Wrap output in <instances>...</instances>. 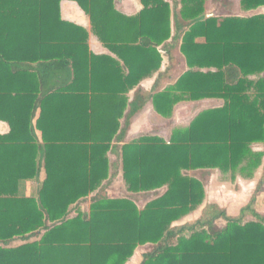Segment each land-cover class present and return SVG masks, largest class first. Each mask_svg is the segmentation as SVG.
Masks as SVG:
<instances>
[{"label":"trees","instance_id":"1","mask_svg":"<svg viewBox=\"0 0 264 264\" xmlns=\"http://www.w3.org/2000/svg\"><path fill=\"white\" fill-rule=\"evenodd\" d=\"M45 1L16 0L23 3L5 6L0 20V48L38 49L35 54L0 49V120L12 128L10 135H0V146L10 145L0 147V154L11 155L0 163V264H127L146 246L152 250L141 264H264V216L254 208L264 176L239 216L209 205L195 222L174 226L206 198L203 182L188 172L253 178L262 164L264 154L253 146L264 144V14L207 17V0H181L180 8L167 0H141L142 11L130 17L116 9L115 0H69L90 16L105 46L118 55L128 50L122 56L129 74L119 93L160 71L162 47L180 40L189 70L175 85L148 95L156 112L170 118L184 101H223L173 130L169 142L143 136L122 147L128 193L164 189L141 210L131 197L105 194L119 169L109 154L128 102L121 107L119 101L115 127H104L96 114L97 89L90 78L96 57L88 53V33L61 20L66 0ZM241 7L257 10L264 0H241ZM25 62L37 63L40 76L22 68ZM70 64L73 84L55 88L45 82L51 69L59 73ZM146 97L134 102L135 113ZM38 109L37 128L47 146L22 147L21 142L36 141L30 121ZM23 111L30 113L26 120L9 115ZM16 156L19 160L12 159ZM42 170L47 177L38 196H17ZM85 202L88 212L82 210ZM247 214L253 220L244 221ZM43 232L39 242H29ZM17 238L27 243L11 247Z\"/></svg>","mask_w":264,"mask_h":264},{"label":"crops","instance_id":"2","mask_svg":"<svg viewBox=\"0 0 264 264\" xmlns=\"http://www.w3.org/2000/svg\"><path fill=\"white\" fill-rule=\"evenodd\" d=\"M167 1L175 5H178L180 8L181 0H167ZM49 2H51V0L45 1V3H49ZM20 3L22 4L23 2H16V0L15 1L0 0V20H1V17L4 16L5 6L11 5V4L20 5ZM26 3H36V2H26ZM115 6L119 12H121L122 14L126 16H130V17L137 16L143 9L141 0H115ZM206 8H207V2H206ZM235 9L237 10V12H239L238 15L236 14L235 15L241 16V17L248 18L256 14H264V7L259 8L257 10H251V11L243 10L241 7V0H238V3L235 6ZM225 10L230 13L228 15L226 14L225 16L232 15L231 10H229V8H226ZM60 11H61L60 17L63 22H68L78 27H81L85 29L88 33V40H87L88 53L96 57L94 60L95 63L91 67L92 74L90 75V78L93 79V83L95 84L96 89H97L94 95L95 96L94 99H96L97 108H98L96 114L99 116V118H101L102 124L104 125V127L110 126L111 129L115 127L117 122L115 120L113 121V119L117 117L119 101L121 102V107L124 106L122 105V101L124 99H126L128 102L126 104V109L124 111V114L122 118L119 120L120 128L118 129V133L114 137L113 142H112L113 151H111V153L109 154L111 163H112V157L117 156L116 157V159L118 158L117 163H119V160H120V164H121V159L119 158V152L121 153L122 147L140 138V137H135L134 130H135L136 123L138 121L140 122L142 117L145 116L149 124L151 122L157 125H160L168 120L167 118H163L161 115H159L156 112L153 101L148 99L149 98L148 95L152 93V91L156 93L162 92V91H165L167 88L175 85L178 79L181 77V75L184 74L187 70H189L186 60L180 50V40H176L174 43H169V45L166 44L162 47L161 51L163 53V63H162V68L160 69V71H158L157 73H154L152 76L141 81V83L137 87L132 88L128 93H125V94L121 92L119 93V89L124 88L123 85L126 80L125 78L129 74V67L123 60V56H122V54L129 55L128 50L125 51V50L119 49L117 51L118 52L121 51V55H118L117 52L113 48H108L107 46H105L99 40V38L93 33L90 16L81 8V6L77 2L69 1V0L62 1L60 5ZM216 15H219V14H216L215 11L213 12V11L206 10L207 17H212ZM173 33L175 34V28H173ZM198 42L204 43L205 40L198 39ZM33 46L34 45H32L31 47H27V48H13L9 50L5 48H0V49L7 50L10 52H27V53L29 52L31 54H35L36 52H38V49H36ZM177 51H178V56L173 57L172 53L177 52ZM184 61H185L186 70L181 75L177 76L175 72L176 71L175 67L179 66V69L181 70V68H183ZM38 66L39 65L37 63L31 64L29 62H25L21 64L22 68L34 74L37 73L40 76V73H38L39 71ZM169 77H173V78L169 79ZM74 79H75V74L72 68V64H70V65L65 66L64 69L59 71V73L57 70L51 69L48 72V75L46 76L45 82L47 83L50 82L51 87H54L55 85V88H56L60 86H66L69 84H73ZM84 82L85 81L82 82V86L85 85ZM115 90H118V91L116 92ZM143 95H147L146 99H148V101H146V103L144 102L143 104H141V107H140L141 110L135 113L134 102L143 101L144 99ZM204 101L211 102V103L216 102L217 104H219L216 107H220L223 105V101L220 99H204V100L197 101L196 103L204 102ZM176 108H177V105L174 109V114L176 113ZM212 108H215V107H212ZM9 115H11V117L24 118L26 120L28 116L30 115V113L27 111H23L21 113L13 112V113H10ZM40 116H41V109H38L35 114V117L32 118V120L30 121L32 122L31 123L32 136L34 135V138L36 139L35 143L25 142L22 144L21 142L20 144L23 145L22 147L36 145L42 148V147L47 146V143H45L43 140V131L37 128V123H38V120L40 119ZM151 119L152 121H150ZM10 120H12V118ZM100 122L101 121H99V124ZM11 130H12L11 125L7 119L0 120V135L1 136L6 137L10 135ZM256 145L263 146L264 144H256ZM0 147L9 148L10 145H5V146L2 145ZM255 151L262 152L264 154V151L262 150L255 149ZM8 156L11 157L10 154H8ZM20 156L13 157L12 159L19 160L17 158H19ZM3 157L7 159L9 158V157H5L4 155L0 154L1 164H2V161L5 162ZM118 172H119V169H118ZM223 176L231 177L232 179H235V178L237 179V178L242 177L240 173L236 174V176H239V177H236V176L233 177L231 174H226ZM263 176H264V157L262 160V164L255 171L253 178H250L248 176H245V177H247L248 179H252V180L254 179L255 181L254 190L256 191L259 183L263 179ZM46 177L47 175H46L45 170H42V172H40V175L37 176L35 179L26 181L24 185L20 186L17 196L19 197L25 196L27 198L37 197L39 194V190L43 182L45 181ZM121 181L124 183L123 178ZM257 199L258 201L256 202H258V205H260L262 209H259L260 211L258 210L256 211L262 215L264 214V189L260 194H258ZM86 203L87 202L82 204L83 212H86L85 207H84ZM246 205H243V207H245ZM89 208H90V203H89ZM241 209L239 210L241 211ZM238 214L230 213L229 215L237 216ZM43 234L44 232L40 235L33 236L29 242L30 243L39 242ZM26 243L27 241H23L17 238L11 243V247L13 248L19 247ZM141 263L142 261L139 260V257L135 253V255L128 261L127 264H141Z\"/></svg>","mask_w":264,"mask_h":264},{"label":"rangeland","instance_id":"3","mask_svg":"<svg viewBox=\"0 0 264 264\" xmlns=\"http://www.w3.org/2000/svg\"><path fill=\"white\" fill-rule=\"evenodd\" d=\"M238 0H208L207 1V11H215L216 14L219 15H228L230 14L225 9L229 8L231 10L232 15H238L239 12L235 9ZM225 8V9H224ZM218 12V13H217ZM173 57L178 56V51L172 53ZM176 75H181L185 70V61L183 62V68L179 69V66L175 67ZM174 74V72H173ZM264 75V74H263ZM173 77H169L172 79ZM219 104L211 103V102H192V101H184L177 105L176 113L173 114L172 117L167 118L168 120L160 125L153 124L144 117L141 118V121L136 123L134 135L135 137L141 136H160L165 139L167 142L170 141L173 130L176 128H186L192 122V120L199 115L202 111L207 110L212 107H216ZM173 118V119H172ZM152 121V119L150 120ZM254 149L264 151V145H256L253 146ZM117 156L112 157V164L119 167V172L115 171V178L112 179L110 183H108L105 187V194L114 198L121 197H131L142 210L150 201L156 199L158 196L162 195L164 192L160 190L157 193L149 192V193H141V194H129L126 190V187L122 180V172H121V164L120 160L118 162ZM240 173V172H239ZM241 174V173H240ZM188 175L191 177H196L200 179L206 189V198L203 205L191 215L185 217L179 222L175 223L174 226H182L184 224L193 223L200 217H202L204 210L209 205H217L221 209L227 211L228 214H240V210L243 205H246L250 202L255 190V181L254 179H248L244 175H241L244 178H235L223 176L217 170H201V171H192L188 172ZM239 177V176H236ZM246 178V179H245ZM258 201V199L256 198ZM263 200V199H262ZM86 212L89 211V202L85 205ZM254 208L258 211L262 209L258 202L255 203ZM230 212V213H229ZM239 214L237 216H239ZM264 216V214H262ZM253 220L251 214H247L244 221ZM220 227H222L225 223L223 221H218L217 223ZM152 247H139L136 250V255L139 257V260L142 261L143 255L151 252Z\"/></svg>","mask_w":264,"mask_h":264}]
</instances>
